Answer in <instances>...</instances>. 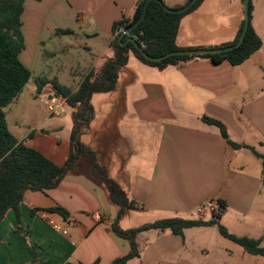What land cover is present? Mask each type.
<instances>
[{
    "label": "crops",
    "instance_id": "obj_1",
    "mask_svg": "<svg viewBox=\"0 0 264 264\" xmlns=\"http://www.w3.org/2000/svg\"><path fill=\"white\" fill-rule=\"evenodd\" d=\"M141 1L150 0H25L19 59L31 79L4 109L14 137L65 165L74 110L54 83L76 92L86 75L99 73L115 56L114 25L133 18ZM188 1L162 0L171 9ZM250 2L262 48L241 65L195 59L158 69L129 53L115 89L92 95L93 117L80 137L89 153L58 187L27 191L19 222L13 210L0 222V264H33V249L38 264H112L131 250L114 234L115 224L126 231L174 218L213 224L182 235L143 232L136 239L139 256L127 264H264L219 230L264 237L263 163L251 150L264 155V0ZM244 18L245 0H203L181 20L176 45L198 50L232 43ZM39 55L41 61L65 56L79 82L69 88L43 67L35 77ZM37 79L47 82L41 92ZM204 118L221 123L240 148ZM96 165L136 203L119 219ZM212 198L222 203L220 217L199 216L197 208ZM55 208L67 216L47 211Z\"/></svg>",
    "mask_w": 264,
    "mask_h": 264
},
{
    "label": "trees",
    "instance_id": "obj_2",
    "mask_svg": "<svg viewBox=\"0 0 264 264\" xmlns=\"http://www.w3.org/2000/svg\"><path fill=\"white\" fill-rule=\"evenodd\" d=\"M191 1L189 0L186 6ZM202 2L203 0H197L188 11L174 13L167 11L168 7L164 5L162 0H150L147 6L146 1H141L135 10L133 18H124L114 25L113 31L116 33V36L112 42V47L114 48L115 56L105 63L99 73L90 72L86 75L76 92L60 87L54 83V88L74 110V127L71 135L70 156L65 165L60 167L39 151L29 148L20 142L12 135L8 128L4 109L21 94L31 79V72L19 59L20 52L24 47L21 34V17L24 11L25 0H0V222L5 219L7 213L11 210L16 212L19 222L20 205L27 191L44 192L58 187L80 156L89 153L81 143L80 137L83 129L93 117V109L91 106L92 95L95 93H108L115 89L118 72L120 68L128 63L129 53H133L143 64L158 69H165L195 59H209L214 63L228 61L232 65L238 66L262 48V40L251 24L252 5L250 2V24L244 41L239 48L219 54L174 56L162 61L153 60L152 58H160L172 52L194 50L179 48L176 45V39L183 17L194 11ZM168 9L176 11L182 8ZM143 16L144 18L140 22ZM138 22H140L139 25L131 34L129 36L125 35L121 41V43H124L128 39H134L135 42H128L125 46H120L118 43V39L122 35L120 30L129 31ZM243 28L244 23L232 43L209 49L227 48L235 45L243 32ZM46 83L44 80H36L39 92L42 91ZM204 119L207 123L220 128L223 138L232 147L236 149L240 148L239 145L229 140L227 130L221 123L209 118ZM251 150L262 159L264 185V155L257 154L253 148ZM94 168L107 186L112 201L120 207L118 219L123 216L127 209L136 207V203L130 201L127 195L114 182L107 178L102 168L97 165ZM47 211L59 212L67 216V213L60 208ZM216 215L217 218L220 217V213ZM210 224H213V222H205L202 219L184 220L174 218L150 222L126 231L122 230L118 224H115L112 227L114 234L128 240L131 245V250L128 255L114 261L112 264H127L128 261L139 256L136 239L143 232L150 230H170L174 234L182 235L185 229ZM219 230L223 237L241 246L248 254L264 258V237L260 240L246 237L241 238L229 234L222 226H219ZM32 263L38 264L34 249Z\"/></svg>",
    "mask_w": 264,
    "mask_h": 264
},
{
    "label": "water",
    "instance_id": "obj_3",
    "mask_svg": "<svg viewBox=\"0 0 264 264\" xmlns=\"http://www.w3.org/2000/svg\"><path fill=\"white\" fill-rule=\"evenodd\" d=\"M196 1L197 0H192L189 5H187L186 7L182 8V9L172 11V10L167 8V11L168 12H174V13H184V12L188 11L194 5V3ZM148 3H149V1L146 3V6L148 5ZM145 11H146V8H145ZM143 18H144V16L141 18L140 22L143 20ZM140 22H138L137 24L132 26L130 28V30L127 32H124V34L130 35L131 32L139 25ZM249 24H250V0H245L244 28H243V32H242L238 42L235 45L227 47V48H219V49L183 50V51L169 53L166 56H163L160 58H152V59L155 61H162L166 58L174 57V56H201V55H207V54H219V53H225V52L232 51L234 49L239 48L241 46V44L243 43L244 38H245L246 33L248 31V28H249ZM122 38H123V35L119 38V44L121 46H125L126 43H121ZM128 42H135V41H134V39H129Z\"/></svg>",
    "mask_w": 264,
    "mask_h": 264
},
{
    "label": "rangeland",
    "instance_id": "obj_4",
    "mask_svg": "<svg viewBox=\"0 0 264 264\" xmlns=\"http://www.w3.org/2000/svg\"><path fill=\"white\" fill-rule=\"evenodd\" d=\"M39 59L37 60L36 64V69L34 72V76L36 77L38 75V70L43 67L47 71L52 70L53 75L58 78V80L62 83L65 84L69 88H73V81L75 80L76 82H79V78H73V72L71 71V65L72 62H69L68 59L65 58V56L59 57L55 60L48 59V60H42L41 61V55H39ZM75 71H77L76 68H74ZM80 71V70H79ZM36 73V74H35ZM139 223H147V220H141ZM233 244V243H229ZM258 260H262L261 258H258Z\"/></svg>",
    "mask_w": 264,
    "mask_h": 264
},
{
    "label": "built area",
    "instance_id": "obj_5",
    "mask_svg": "<svg viewBox=\"0 0 264 264\" xmlns=\"http://www.w3.org/2000/svg\"><path fill=\"white\" fill-rule=\"evenodd\" d=\"M222 210L223 206L221 201L218 198H212L197 208V214L201 217L206 216L209 213L216 215ZM55 228L56 230H61L58 226H55ZM64 234L66 235L67 232L64 231Z\"/></svg>",
    "mask_w": 264,
    "mask_h": 264
}]
</instances>
